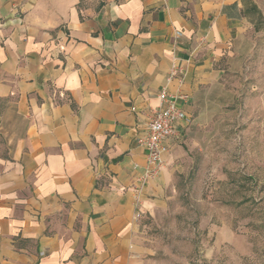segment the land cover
<instances>
[{"label":"crops","instance_id":"crops-1","mask_svg":"<svg viewBox=\"0 0 264 264\" xmlns=\"http://www.w3.org/2000/svg\"><path fill=\"white\" fill-rule=\"evenodd\" d=\"M262 1L0 0V264H148L201 98L251 50ZM164 87L191 124L143 183Z\"/></svg>","mask_w":264,"mask_h":264},{"label":"rangeland","instance_id":"rangeland-1","mask_svg":"<svg viewBox=\"0 0 264 264\" xmlns=\"http://www.w3.org/2000/svg\"><path fill=\"white\" fill-rule=\"evenodd\" d=\"M251 38L201 98L191 159L168 210L149 223L148 264H264V26Z\"/></svg>","mask_w":264,"mask_h":264},{"label":"built area","instance_id":"built-area-1","mask_svg":"<svg viewBox=\"0 0 264 264\" xmlns=\"http://www.w3.org/2000/svg\"><path fill=\"white\" fill-rule=\"evenodd\" d=\"M159 99L161 105L151 111L137 138V144L145 151L147 161L146 172L141 179L143 183L158 175L163 168L165 155L179 137L181 125L191 124V118L180 107L178 97L170 95L167 87L162 89Z\"/></svg>","mask_w":264,"mask_h":264}]
</instances>
